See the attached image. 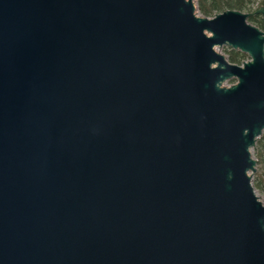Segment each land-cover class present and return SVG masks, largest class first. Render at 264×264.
Wrapping results in <instances>:
<instances>
[{"label": "water", "instance_id": "water-1", "mask_svg": "<svg viewBox=\"0 0 264 264\" xmlns=\"http://www.w3.org/2000/svg\"><path fill=\"white\" fill-rule=\"evenodd\" d=\"M252 13L0 0V264H264Z\"/></svg>", "mask_w": 264, "mask_h": 264}, {"label": "trees", "instance_id": "trees-1", "mask_svg": "<svg viewBox=\"0 0 264 264\" xmlns=\"http://www.w3.org/2000/svg\"><path fill=\"white\" fill-rule=\"evenodd\" d=\"M253 0H197V8L200 13L213 16L217 12L223 11L227 8L235 9H249ZM260 3H264V0H260ZM248 20L264 29V22L262 21L261 14L252 13L248 16ZM247 54L238 49H230L228 51V59L231 62L242 63ZM234 78L229 79V82H234ZM256 154L257 157L262 160L264 156V130L260 137L256 141ZM260 186L257 182L255 186Z\"/></svg>", "mask_w": 264, "mask_h": 264}, {"label": "rangeland", "instance_id": "rangeland-1", "mask_svg": "<svg viewBox=\"0 0 264 264\" xmlns=\"http://www.w3.org/2000/svg\"><path fill=\"white\" fill-rule=\"evenodd\" d=\"M196 3H197V0H196ZM261 4H264V3H260V0H253L250 4V8L249 9H242L243 11L245 12H249V11H254L256 10ZM252 22V21H250ZM253 23V22H252ZM217 49L221 52H223L224 54L227 55L228 57V51L230 49H234L232 48L231 46L227 45V44H224L222 45L221 48L217 47ZM247 54V53H246ZM250 58L248 55L246 56V59ZM235 81V80H234ZM229 83H232V82H229L227 81V84ZM252 153H253V156L257 159V163H256V170L253 172L252 174V182L255 186V184L257 182L260 183V186L258 187L257 185L255 186L256 188V191L257 193L259 194L260 198L263 200L264 202V156H263V159L260 160L258 157H257V154H256V147H254L252 149Z\"/></svg>", "mask_w": 264, "mask_h": 264}]
</instances>
